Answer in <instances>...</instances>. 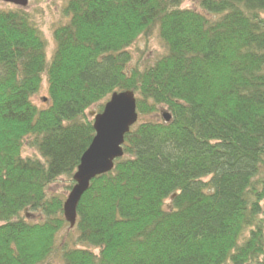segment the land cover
Masks as SVG:
<instances>
[{
    "label": "trees",
    "instance_id": "obj_1",
    "mask_svg": "<svg viewBox=\"0 0 264 264\" xmlns=\"http://www.w3.org/2000/svg\"><path fill=\"white\" fill-rule=\"evenodd\" d=\"M184 2L68 0L50 60L38 11L0 9V264H264V0ZM125 91L138 123L71 229L88 111Z\"/></svg>",
    "mask_w": 264,
    "mask_h": 264
},
{
    "label": "water",
    "instance_id": "obj_2",
    "mask_svg": "<svg viewBox=\"0 0 264 264\" xmlns=\"http://www.w3.org/2000/svg\"><path fill=\"white\" fill-rule=\"evenodd\" d=\"M22 8L28 0H0ZM95 137L84 153L76 174L75 186L64 203L65 220L73 229L76 225L77 208L94 179L113 171L115 162L124 156L125 137L138 123L137 98L132 91L115 93L106 103L102 113L94 117ZM163 118L169 122L168 113Z\"/></svg>",
    "mask_w": 264,
    "mask_h": 264
},
{
    "label": "rangeland",
    "instance_id": "obj_3",
    "mask_svg": "<svg viewBox=\"0 0 264 264\" xmlns=\"http://www.w3.org/2000/svg\"><path fill=\"white\" fill-rule=\"evenodd\" d=\"M28 5L26 10L30 13H35V20L40 26L42 32L47 39V58L51 59L54 52L55 44L53 42V29L57 26L59 21L63 20L64 7L68 0H28ZM193 4L192 0H185L183 7H191ZM16 8L14 5L9 3L0 2V9L10 10ZM162 42H160L158 35L154 32L150 37H140L136 43L130 48V52L133 56L135 63L142 60H153L156 58L158 53L163 50ZM164 47V46H163ZM48 97L47 95V85L43 84L40 94L34 98V103L39 107H44L46 102L44 100ZM103 105V103H102ZM99 110V106H94L88 111L89 116H94ZM24 156L38 157L39 154L36 150L26 147L23 150ZM68 184L67 178H61L59 182L51 187V191L58 193V195H65V185ZM67 195V194H66ZM69 229H63L57 239L59 242L65 239L67 231ZM76 239V238H74ZM74 239H70L74 240ZM78 247H81L78 245ZM97 252V251H96ZM52 264H62L59 259L53 260Z\"/></svg>",
    "mask_w": 264,
    "mask_h": 264
},
{
    "label": "bare ground",
    "instance_id": "obj_4",
    "mask_svg": "<svg viewBox=\"0 0 264 264\" xmlns=\"http://www.w3.org/2000/svg\"><path fill=\"white\" fill-rule=\"evenodd\" d=\"M97 115H94V116H90L93 120H95V118L94 117H96ZM127 136V135H126ZM126 138V137H125ZM65 203V202H64ZM79 206V205H78ZM63 207H64V205H63ZM78 209V208H77ZM77 214H78V212H77ZM63 216H64V213H63ZM64 219H65V217H64ZM67 222V221H66ZM68 223V222H67ZM76 223H77V219H76ZM69 224V223H68Z\"/></svg>",
    "mask_w": 264,
    "mask_h": 264
}]
</instances>
